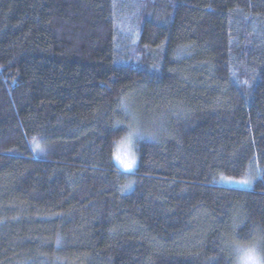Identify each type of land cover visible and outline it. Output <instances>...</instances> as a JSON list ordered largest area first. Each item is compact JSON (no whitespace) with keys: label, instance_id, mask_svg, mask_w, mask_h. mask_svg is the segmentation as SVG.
<instances>
[{"label":"trees","instance_id":"16d2710c","mask_svg":"<svg viewBox=\"0 0 264 264\" xmlns=\"http://www.w3.org/2000/svg\"><path fill=\"white\" fill-rule=\"evenodd\" d=\"M131 1L0 0V264H231L228 241L264 247V0H152L121 35ZM123 98L166 120L132 172L112 160Z\"/></svg>","mask_w":264,"mask_h":264},{"label":"clouds","instance_id":"9594fccd","mask_svg":"<svg viewBox=\"0 0 264 264\" xmlns=\"http://www.w3.org/2000/svg\"><path fill=\"white\" fill-rule=\"evenodd\" d=\"M118 111L126 121V130L113 137V146L123 144L127 148L128 157L121 165L120 170L132 172L135 170L139 160V146L145 141L159 143L164 135L165 129L157 121L145 123L135 110L133 102L128 98H123L118 103ZM119 126V125H117ZM255 177L250 178L249 187L254 183ZM132 181L129 180L124 188L130 190ZM231 250V264H264V247L261 242L254 239L241 241L233 239L227 242Z\"/></svg>","mask_w":264,"mask_h":264},{"label":"rangeland","instance_id":"374dc122","mask_svg":"<svg viewBox=\"0 0 264 264\" xmlns=\"http://www.w3.org/2000/svg\"><path fill=\"white\" fill-rule=\"evenodd\" d=\"M151 1L152 0H132L129 4H127L128 12L125 9H123L124 10L123 15L125 16L124 17L125 18L124 19V23L125 24H123V28H118L119 29V33L121 35L126 33V31H128L125 26H130L131 23H133V22H134L133 24H135V26H137L138 22L141 20L140 17L145 13L144 8H146V6ZM131 4L133 5L134 9L130 7ZM132 27H134V26H132ZM129 32H131V31H129ZM136 45H137V39L136 38H135V41L132 40V41L129 42L130 50L133 51V53L130 55V58H129V61H131V63L140 62V59H141V53L139 51L140 49ZM133 105H134V103H133ZM139 115H140V113H139ZM140 117L142 118L141 115H140ZM153 118L154 119H150L149 122L146 121L143 118L142 119H143V121L145 123H150L151 121L155 120L160 125L164 126L163 124H165L164 123L166 121L165 119L159 118L158 115L157 116L153 115ZM36 143H38V142H36ZM113 149L114 150H113V154H112V160H114L115 165L119 169V168H121V165L119 163H117L116 156L119 155L121 157V159L126 158L127 153H128L127 152V148L123 144H117V145L113 146ZM257 173L258 172H256L255 174H250L247 177H239V178L231 177V178H233L231 181H224V180H221L220 178H218L217 183L221 184V185H224L226 187L231 186V187H236V188L240 187V188H247L248 189V188H250L248 184H241V183H237L236 181H239L241 179H249V178H252V177H255V179H256L258 177Z\"/></svg>","mask_w":264,"mask_h":264},{"label":"snow or ice","instance_id":"6c2138e0","mask_svg":"<svg viewBox=\"0 0 264 264\" xmlns=\"http://www.w3.org/2000/svg\"><path fill=\"white\" fill-rule=\"evenodd\" d=\"M33 144H34V150L43 151V148L41 147V145L39 143H36L35 141H33ZM127 157H128V153H127L126 158L121 159V157L119 155H117L116 156V159L118 161H120L121 162V165L123 166V163L127 159ZM220 179L221 180H224V181H231L233 178H231V177H225V176L221 175ZM236 182L237 183H241V184H249L250 183V178L249 179H241V180L236 181Z\"/></svg>","mask_w":264,"mask_h":264}]
</instances>
